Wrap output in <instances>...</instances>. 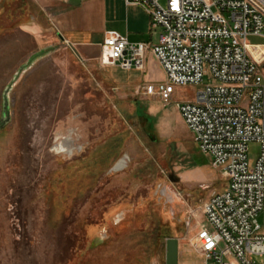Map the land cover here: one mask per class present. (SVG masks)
Here are the masks:
<instances>
[{
	"label": "rangeland",
	"instance_id": "obj_1",
	"mask_svg": "<svg viewBox=\"0 0 264 264\" xmlns=\"http://www.w3.org/2000/svg\"><path fill=\"white\" fill-rule=\"evenodd\" d=\"M38 8L0 0V264H166L171 238L204 264L192 243L226 183L177 109L202 87L166 102L151 53L141 72L80 59L28 29Z\"/></svg>",
	"mask_w": 264,
	"mask_h": 264
},
{
	"label": "built area",
	"instance_id": "obj_2",
	"mask_svg": "<svg viewBox=\"0 0 264 264\" xmlns=\"http://www.w3.org/2000/svg\"><path fill=\"white\" fill-rule=\"evenodd\" d=\"M125 1L150 15L158 41L106 32L99 64L145 71L151 53L165 73L166 102L178 87H202L177 109L226 185L204 203L192 245L204 264H264V44L247 43L264 40V0ZM250 48L261 49L258 58ZM251 143L259 146L254 161Z\"/></svg>",
	"mask_w": 264,
	"mask_h": 264
},
{
	"label": "crops",
	"instance_id": "obj_3",
	"mask_svg": "<svg viewBox=\"0 0 264 264\" xmlns=\"http://www.w3.org/2000/svg\"><path fill=\"white\" fill-rule=\"evenodd\" d=\"M34 1L40 12L28 29L41 34L42 28H48L55 42L89 62H94V54L100 56L105 33L109 31L126 36L132 43L154 45L158 41L160 30L152 28L150 15L138 6L128 5L125 0Z\"/></svg>",
	"mask_w": 264,
	"mask_h": 264
},
{
	"label": "water",
	"instance_id": "obj_4",
	"mask_svg": "<svg viewBox=\"0 0 264 264\" xmlns=\"http://www.w3.org/2000/svg\"><path fill=\"white\" fill-rule=\"evenodd\" d=\"M166 264H179V240L175 238L166 241Z\"/></svg>",
	"mask_w": 264,
	"mask_h": 264
},
{
	"label": "bare ground",
	"instance_id": "obj_5",
	"mask_svg": "<svg viewBox=\"0 0 264 264\" xmlns=\"http://www.w3.org/2000/svg\"><path fill=\"white\" fill-rule=\"evenodd\" d=\"M124 165V162H121L118 166H117V168H121L122 166ZM166 193V194H165ZM164 193V195H166V196H168L169 197V199L170 200H173V202H174V195H172V193H171V191H166Z\"/></svg>",
	"mask_w": 264,
	"mask_h": 264
},
{
	"label": "trees",
	"instance_id": "obj_6",
	"mask_svg": "<svg viewBox=\"0 0 264 264\" xmlns=\"http://www.w3.org/2000/svg\"><path fill=\"white\" fill-rule=\"evenodd\" d=\"M150 120V119H149ZM151 121V120H150Z\"/></svg>",
	"mask_w": 264,
	"mask_h": 264
}]
</instances>
